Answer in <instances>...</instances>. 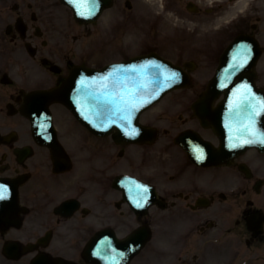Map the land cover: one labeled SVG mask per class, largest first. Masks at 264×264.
Returning a JSON list of instances; mask_svg holds the SVG:
<instances>
[{
	"label": "flooded vegetation",
	"instance_id": "af4514ba",
	"mask_svg": "<svg viewBox=\"0 0 264 264\" xmlns=\"http://www.w3.org/2000/svg\"><path fill=\"white\" fill-rule=\"evenodd\" d=\"M61 1L0 0V179L14 190L8 207L12 209L0 214V264H57L56 258L92 264L84 255L91 239L105 233L121 240L143 227L151 228L154 236L153 227L159 225L163 240V219L168 215L188 225V238L207 236L213 245L215 238L232 235L239 241L237 254L242 249H262L264 153L256 149L218 166L199 167L184 159L176 186L164 191L162 186L160 201L137 212L114 181L123 158L132 155L142 157V162L128 159L132 168L141 171L131 173L157 185L155 176L142 173L145 157L152 156L149 146L132 150L111 136H94L59 103L51 109L63 148L34 137L23 114L29 95L60 85L73 60L93 65L87 47L78 49L77 40H71ZM197 1L196 15L238 17V34L257 39L260 60L264 59V0H212L210 6ZM256 81L264 89V77L257 74ZM202 90L200 85L195 95ZM196 131L211 140L210 129ZM165 148L162 143L161 155ZM56 158L64 160L59 168ZM10 241L30 243L33 249L9 255L13 252L5 244ZM161 252L163 258V244ZM128 264H136V258Z\"/></svg>",
	"mask_w": 264,
	"mask_h": 264
},
{
	"label": "bare ground",
	"instance_id": "6f19581e",
	"mask_svg": "<svg viewBox=\"0 0 264 264\" xmlns=\"http://www.w3.org/2000/svg\"><path fill=\"white\" fill-rule=\"evenodd\" d=\"M157 3H159L158 0H151V5L153 7H156L157 6ZM175 17L172 16V15H169V16H164L162 13H158V14H155V13H152L150 15V18L148 20V28H163L166 27V28H173L174 26H179V25H184L185 22L181 21V23L179 22H176L175 21ZM160 41H163V37H160L159 38Z\"/></svg>",
	"mask_w": 264,
	"mask_h": 264
},
{
	"label": "rangeland",
	"instance_id": "374dc122",
	"mask_svg": "<svg viewBox=\"0 0 264 264\" xmlns=\"http://www.w3.org/2000/svg\"><path fill=\"white\" fill-rule=\"evenodd\" d=\"M109 16L111 17V14H109ZM180 17V16H179ZM182 18H187V17H182ZM188 27H191V25H189ZM134 42H132L130 45H135V51L138 53V52H141L143 51L144 49H151V50H157L158 52L160 53H163V46L162 45H157L156 43L154 42H147V41H143L141 39H134L133 40ZM137 42V43H136ZM167 44V46H169V44H171V41L169 43H165ZM129 45V46H130ZM180 113V112H179ZM177 113V114H179ZM201 242V241H199ZM163 243H166V245L170 248L171 245H170V242L169 241H163Z\"/></svg>",
	"mask_w": 264,
	"mask_h": 264
}]
</instances>
